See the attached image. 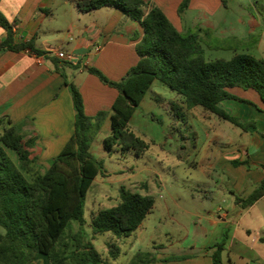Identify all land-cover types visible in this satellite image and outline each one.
<instances>
[{"label": "crops", "instance_id": "0c3cea01", "mask_svg": "<svg viewBox=\"0 0 264 264\" xmlns=\"http://www.w3.org/2000/svg\"><path fill=\"white\" fill-rule=\"evenodd\" d=\"M144 1L163 11L181 33H190L186 32L183 16L195 11L201 16H215L223 6L222 0H191L189 9L180 14L182 0ZM76 2L0 0V13L13 26L15 42L23 44L34 40L35 46L48 54L0 51V117H9L26 141L36 142L31 157L37 160L42 173L63 151L75 131L76 112L66 80L81 93L87 116L95 117L101 112L107 115L91 146L92 154L104 163V158L111 154L104 149L103 141L112 134L113 105L119 92L88 70L95 68L109 80L120 82L140 61L137 45L144 31L138 22L113 8L85 13L77 8ZM48 3H52L51 8ZM149 10L146 9V14ZM205 33L208 31L198 34ZM6 37V31L0 26V44ZM259 44L264 59V38ZM60 54L67 58H61ZM153 86L131 119V129L140 137L151 138L155 131L150 121L154 122L152 118L157 115L172 117L174 124L177 123L175 111L200 116L207 127V143L200 149L191 145L184 153H178V158L192 161L193 166L201 169L209 195H230L227 200L222 199L229 203L227 209L215 210L217 216L213 210L204 216L187 212L200 221L191 222L181 245L190 252L170 258L185 256L188 259L166 262V254L158 252L156 257L150 256L153 264H213L212 253L219 246L223 247V264H264V196L247 209L237 203L238 198L249 197L264 180V105L259 95L253 90L231 91L261 111L237 100L219 104L242 124H254L244 130L220 117L221 120H213L215 114L199 111L198 107L188 110L183 97L173 92L172 96L163 97ZM196 112L198 115L193 114ZM190 156H194V160H190ZM13 158L16 159L14 153ZM195 184L201 188L200 183ZM144 187L149 191L148 185ZM35 264L51 262L47 256L39 255Z\"/></svg>", "mask_w": 264, "mask_h": 264}, {"label": "trees", "instance_id": "16d2710c", "mask_svg": "<svg viewBox=\"0 0 264 264\" xmlns=\"http://www.w3.org/2000/svg\"><path fill=\"white\" fill-rule=\"evenodd\" d=\"M190 4L191 0H182L179 13L187 11ZM76 6L85 13L103 8L120 10L138 22L144 31L137 45L140 61L120 82L109 80L95 68L88 70L119 92L113 105L112 134L103 141L109 154L123 151L140 157L149 149L150 143L131 129L130 122L156 81L183 97L188 110L202 107L244 130L254 126L253 123L242 124L219 104L237 100L261 111L231 91L237 88L253 90L264 105L263 59L241 53L230 60L207 61L199 34L179 32L163 11L144 0H77ZM0 26L7 33L0 51L48 55L35 46L34 40L17 44L13 26L2 13ZM65 83L72 94L76 112L75 131L45 173L31 157L36 142L26 141L9 117H0V227L4 229V233L0 232V264H35L39 255L47 256L51 264H109L119 257L118 246L111 244L110 256L105 259L82 232L72 236L71 244L60 245L72 222L81 227L87 224L85 205L88 192L94 181L107 172L104 163L91 152L107 115L101 112L95 117L87 116L81 93L67 80ZM120 194L121 203L117 206L93 213L90 224L93 238L106 233L119 239L129 238L155 209L153 196L125 188ZM263 196L264 180L249 197L238 198L237 203L247 209ZM222 252L223 247L219 246L212 253L213 264H223ZM186 259L185 256L173 257L170 261ZM153 261L150 258L148 264Z\"/></svg>", "mask_w": 264, "mask_h": 264}, {"label": "rangeland", "instance_id": "374dc122", "mask_svg": "<svg viewBox=\"0 0 264 264\" xmlns=\"http://www.w3.org/2000/svg\"><path fill=\"white\" fill-rule=\"evenodd\" d=\"M222 1L223 6L215 16H201L196 11L183 16L186 32L198 34L202 30L208 31L203 35L199 34L207 61L230 60L241 53L263 59L259 42L264 38V0ZM47 5L51 8L52 3ZM193 17L195 19H190ZM84 23L82 21V25ZM153 90L166 98L173 94L160 81L155 82ZM198 110L204 109L198 107ZM175 113L183 121L176 118L174 121L177 123L174 124L172 117L161 118L157 115L152 118L154 122L150 121V125L155 134L151 138L140 134L142 139L145 138L150 143L149 149L142 156L122 151L113 152L104 158L108 174L100 175L87 195V224L81 227L77 222H72L60 245L71 244L72 236L82 232L86 239L92 241L97 251L108 259L109 246L116 244L119 257L109 264H148L149 257H156L158 252L166 254L168 262H171V256L190 252L181 248V245L191 222L198 224L200 221L187 212L204 216L213 210L217 216L215 210L219 207L227 209L229 203L222 202V199L227 200L230 195H209L208 187L203 184L206 179L201 169L193 166L192 161L178 158V153H184L191 145H197L199 149L205 146L207 127L200 116L179 111ZM212 116L213 120L220 119L216 115ZM192 159L194 160V156L190 160ZM195 183H200L201 188ZM144 185L149 186V191ZM122 188L155 197L156 207L153 213L147 216L142 226L129 238L119 239L111 233L93 238L90 226L93 213L111 209L121 203ZM0 232L4 233L2 227Z\"/></svg>", "mask_w": 264, "mask_h": 264}, {"label": "built area", "instance_id": "2783aa9c", "mask_svg": "<svg viewBox=\"0 0 264 264\" xmlns=\"http://www.w3.org/2000/svg\"><path fill=\"white\" fill-rule=\"evenodd\" d=\"M60 57L64 58V59L67 58L66 56H64V54H60ZM68 58L70 59V57H68Z\"/></svg>", "mask_w": 264, "mask_h": 264}]
</instances>
